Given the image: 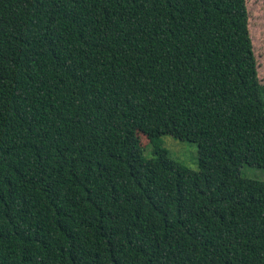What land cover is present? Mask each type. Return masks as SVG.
<instances>
[{"label": "trees", "instance_id": "16d2710c", "mask_svg": "<svg viewBox=\"0 0 264 264\" xmlns=\"http://www.w3.org/2000/svg\"><path fill=\"white\" fill-rule=\"evenodd\" d=\"M244 164L264 168L246 0H0V264H264Z\"/></svg>", "mask_w": 264, "mask_h": 264}, {"label": "rangeland", "instance_id": "374dc122", "mask_svg": "<svg viewBox=\"0 0 264 264\" xmlns=\"http://www.w3.org/2000/svg\"><path fill=\"white\" fill-rule=\"evenodd\" d=\"M248 11V26L257 63V74L260 83L264 85V0H246ZM142 138V143H144ZM161 145L175 161L192 170H198V153L195 143L177 139L165 134L160 137ZM152 155L151 148L145 147L144 156ZM240 174L247 178L264 180V168L244 164Z\"/></svg>", "mask_w": 264, "mask_h": 264}]
</instances>
